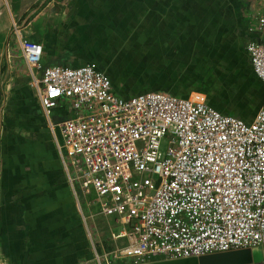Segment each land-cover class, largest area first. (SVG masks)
Masks as SVG:
<instances>
[{
  "label": "built area",
  "instance_id": "obj_1",
  "mask_svg": "<svg viewBox=\"0 0 264 264\" xmlns=\"http://www.w3.org/2000/svg\"><path fill=\"white\" fill-rule=\"evenodd\" d=\"M248 31L264 33V14ZM15 32L54 137L58 130L56 149L77 207L90 208L88 196L94 195L98 212L91 218L122 227L111 232L112 247L95 252L96 264L255 248L264 264V100L245 122L198 92L123 98L94 64L42 67V46ZM246 52L264 89V43L252 40ZM59 108H66V117L53 125Z\"/></svg>",
  "mask_w": 264,
  "mask_h": 264
},
{
  "label": "crops",
  "instance_id": "obj_2",
  "mask_svg": "<svg viewBox=\"0 0 264 264\" xmlns=\"http://www.w3.org/2000/svg\"><path fill=\"white\" fill-rule=\"evenodd\" d=\"M259 14L264 0H0V264H96L116 233L107 237L108 220L77 207L15 31L42 46V67L108 72L117 58L146 57L149 89L188 97L204 73L235 81L252 72L246 45L264 43V33L248 31ZM59 109L53 125L66 117ZM240 114L251 122L256 113Z\"/></svg>",
  "mask_w": 264,
  "mask_h": 264
},
{
  "label": "rangeland",
  "instance_id": "obj_3",
  "mask_svg": "<svg viewBox=\"0 0 264 264\" xmlns=\"http://www.w3.org/2000/svg\"><path fill=\"white\" fill-rule=\"evenodd\" d=\"M21 67L23 68V72L26 73L23 76L27 77L28 74L24 63ZM96 67L98 68V66ZM107 70L108 72L104 71V73L109 76L114 89L117 90L122 97H125V95H134L135 93L153 91L148 88L147 84L148 74L146 57L137 59L133 58L132 55H126L123 58H117L111 63ZM251 73L245 72L241 77H237L235 81L228 80L229 77L222 73H204L203 80L205 81V84L201 90L196 92L204 94L208 103L221 113L231 114L240 118V112L245 111L248 112V116H252L262 105L264 89L260 82ZM249 83H251L250 88ZM32 89L34 90V88ZM187 92L184 91L179 97H186L187 95L185 93ZM63 110H66V108ZM58 111L61 112V109ZM64 119L65 117L63 119L60 118L59 120L62 121ZM243 120L248 121L246 119ZM88 199L90 200V213H97V198L92 195L88 196ZM94 219L97 220V222L101 221L98 217H95ZM103 229V234L108 237L109 229H113L114 232L118 233L122 230V227L115 223L110 225L109 220V225L103 226ZM93 236L94 235H92V238Z\"/></svg>",
  "mask_w": 264,
  "mask_h": 264
},
{
  "label": "water",
  "instance_id": "obj_4",
  "mask_svg": "<svg viewBox=\"0 0 264 264\" xmlns=\"http://www.w3.org/2000/svg\"><path fill=\"white\" fill-rule=\"evenodd\" d=\"M150 264H262L260 250H235L211 254L199 258H188L175 261H159Z\"/></svg>",
  "mask_w": 264,
  "mask_h": 264
},
{
  "label": "trees",
  "instance_id": "obj_5",
  "mask_svg": "<svg viewBox=\"0 0 264 264\" xmlns=\"http://www.w3.org/2000/svg\"><path fill=\"white\" fill-rule=\"evenodd\" d=\"M30 41V40H29ZM34 42V41H33ZM110 81H111V79H110ZM260 82V81H259ZM262 85V84H261Z\"/></svg>",
  "mask_w": 264,
  "mask_h": 264
}]
</instances>
